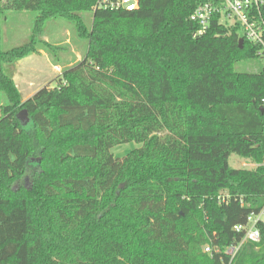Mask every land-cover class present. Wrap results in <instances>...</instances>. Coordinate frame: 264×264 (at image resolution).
<instances>
[{
    "label": "trees",
    "instance_id": "16d2710c",
    "mask_svg": "<svg viewBox=\"0 0 264 264\" xmlns=\"http://www.w3.org/2000/svg\"><path fill=\"white\" fill-rule=\"evenodd\" d=\"M101 1L0 0V43L9 12L35 14L27 43L0 47V251L22 248L23 264H264V223L259 243L225 254L244 237L234 227L264 212L257 47L240 49L239 27L218 16L196 35L190 16L205 0ZM56 19L86 53L22 101L4 65L50 48ZM240 62L259 66L237 72ZM127 143L141 146L114 158ZM232 155L255 169L230 168Z\"/></svg>",
    "mask_w": 264,
    "mask_h": 264
},
{
    "label": "rangeland",
    "instance_id": "374dc122",
    "mask_svg": "<svg viewBox=\"0 0 264 264\" xmlns=\"http://www.w3.org/2000/svg\"><path fill=\"white\" fill-rule=\"evenodd\" d=\"M87 18H89V16ZM34 20L35 14L31 12H9L1 23V49L3 51H8L27 43L30 39ZM45 37L49 40L51 48L53 47L52 50L50 49L51 52H53L51 60L46 61L44 57L33 56V64L31 63V60L30 62L24 61L20 64L19 68L20 78L24 81L31 82L29 91L34 93L45 85H49L50 87L55 86L56 78L69 68L70 63L73 64L74 59L71 55L72 51L80 55V61L86 53V42L81 41L77 37L73 25L63 19H56L48 22L45 26L44 38ZM39 50L42 49H37V51ZM57 64L60 66L55 70L56 73L52 68ZM10 66L11 65H7L6 70H4L8 77H10L9 70L13 68V64L12 67ZM258 66V63L256 62H240L235 65V70L237 72H252L255 71ZM20 94L21 100L25 101L27 99L26 93L21 90ZM163 133L164 132L160 135H163ZM140 146L141 145L135 143H127L113 147L110 152L114 158L122 159L128 153ZM37 160L39 161V159ZM228 165L232 169L245 170H254L256 167L252 161L236 155H232L229 158ZM31 173H33V171L32 169H29L27 176H25L20 183L22 186L29 187V176ZM17 234L18 231L15 232V235ZM205 247L206 246L202 248V252L207 254L205 252ZM0 264H23V249L10 247L8 250L0 251Z\"/></svg>",
    "mask_w": 264,
    "mask_h": 264
},
{
    "label": "built area",
    "instance_id": "2783aa9c",
    "mask_svg": "<svg viewBox=\"0 0 264 264\" xmlns=\"http://www.w3.org/2000/svg\"><path fill=\"white\" fill-rule=\"evenodd\" d=\"M138 0H117L107 3L102 0L99 7L111 9H124L133 11L137 9ZM214 16L219 17V23L226 27H239L243 36L250 44L257 47L256 57L264 62V0H205L190 16V21L198 26V36L205 34L210 21ZM264 108V100H262ZM258 223H264V212L251 214L246 225L234 227L235 232H244V237L239 243L226 248L225 254L230 262L236 256L245 242L259 243L260 233ZM205 252L211 254V248L205 247Z\"/></svg>",
    "mask_w": 264,
    "mask_h": 264
},
{
    "label": "crops",
    "instance_id": "0c3cea01",
    "mask_svg": "<svg viewBox=\"0 0 264 264\" xmlns=\"http://www.w3.org/2000/svg\"><path fill=\"white\" fill-rule=\"evenodd\" d=\"M7 2V0H1V3L5 4ZM43 39L45 42H47L48 44L49 43V40L44 36H43ZM66 44V43H65ZM64 44V45H65ZM58 45V44H57ZM55 45V46H57ZM53 48V47H52ZM51 46L50 48H45V49H42V50H39L37 51V53H34L32 55H29L28 57L24 58V59H21L17 62H15L13 64V68L12 71L11 69L9 70L10 71V78L13 80V82L15 83L19 93L21 92V90H23L25 93H26V96H27V99L30 98L34 92L32 91H29V87H30V83L29 81H24L20 78V72H19V68H20V64H22L24 61H27V62H30L31 60V63L33 64L34 63V59L32 58L33 56H37V57H44L46 61H50L51 60V55H53V52H51L52 50ZM51 49V50H50ZM72 57L74 59L73 61V64L70 63L69 65V68L75 66L78 62H80V55H78L77 53H75L74 51H72ZM60 65H54L52 70L54 72H56L55 70L57 69V67H59ZM6 67L7 65H4V70H6ZM12 67V65L10 66ZM5 72V71H4ZM57 73V72H56ZM22 87V88H21ZM37 92V91H36ZM35 92V93H36ZM21 95V94H20ZM25 100V99H24Z\"/></svg>",
    "mask_w": 264,
    "mask_h": 264
},
{
    "label": "water",
    "instance_id": "95a60500",
    "mask_svg": "<svg viewBox=\"0 0 264 264\" xmlns=\"http://www.w3.org/2000/svg\"><path fill=\"white\" fill-rule=\"evenodd\" d=\"M243 39H239V41H238V46H239V48L241 49L242 48V46H243ZM260 111L261 112H264V108H260ZM17 118H18V120L22 123V124H25V123H27L28 122V118H27V113H26V111L25 110H22L21 112H19L18 114H17Z\"/></svg>",
    "mask_w": 264,
    "mask_h": 264
}]
</instances>
